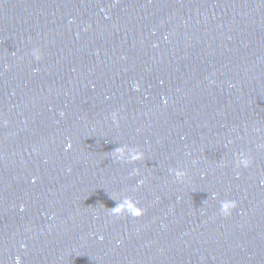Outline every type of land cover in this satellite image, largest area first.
I'll return each mask as SVG.
<instances>
[{
    "label": "water",
    "instance_id": "95a60500",
    "mask_svg": "<svg viewBox=\"0 0 264 264\" xmlns=\"http://www.w3.org/2000/svg\"><path fill=\"white\" fill-rule=\"evenodd\" d=\"M0 264H264V0H0Z\"/></svg>",
    "mask_w": 264,
    "mask_h": 264
}]
</instances>
